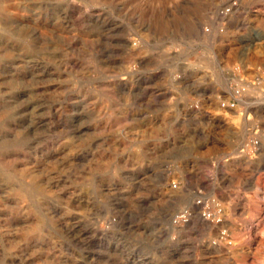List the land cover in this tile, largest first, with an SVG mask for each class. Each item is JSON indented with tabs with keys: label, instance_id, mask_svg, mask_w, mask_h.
Segmentation results:
<instances>
[{
	"label": "rangeland",
	"instance_id": "374dc122",
	"mask_svg": "<svg viewBox=\"0 0 264 264\" xmlns=\"http://www.w3.org/2000/svg\"><path fill=\"white\" fill-rule=\"evenodd\" d=\"M0 264H264V0H0Z\"/></svg>",
	"mask_w": 264,
	"mask_h": 264
},
{
	"label": "built area",
	"instance_id": "2783aa9c",
	"mask_svg": "<svg viewBox=\"0 0 264 264\" xmlns=\"http://www.w3.org/2000/svg\"><path fill=\"white\" fill-rule=\"evenodd\" d=\"M217 215H218L217 212L209 210V209L208 210L204 209L203 211V217H205L208 220L214 221Z\"/></svg>",
	"mask_w": 264,
	"mask_h": 264
}]
</instances>
